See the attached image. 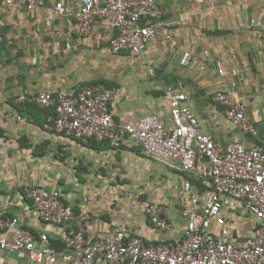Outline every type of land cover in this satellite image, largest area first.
<instances>
[{"label": "crops", "instance_id": "obj_1", "mask_svg": "<svg viewBox=\"0 0 264 264\" xmlns=\"http://www.w3.org/2000/svg\"><path fill=\"white\" fill-rule=\"evenodd\" d=\"M155 1L168 8L156 28L160 39L150 41L137 58L110 52L113 31L105 22L96 21L87 37L76 34L77 6L70 2L67 12L55 15L49 25L44 11L52 7V0H39V7L32 11L22 5H0V219L18 220L16 227L5 232L6 238L25 229L37 239L47 236L54 249L62 250L57 246L58 228L27 213L29 191L42 188L59 191L68 208L89 215L86 236L91 242L116 232L138 234L146 244L169 242L177 235L151 226L144 205H165L173 231H181L185 220L179 191L185 181L200 188L197 169L184 173L175 162L159 164L136 144L125 142L112 148L55 132L53 110L16 103L20 95L46 92L54 96L100 83L118 90L111 110L116 124L136 125L154 112L171 129L169 87L186 95L184 104L195 115L199 130L216 144L264 147V0ZM166 35L172 40L162 44ZM184 52L192 56L188 67L179 64ZM215 60L229 75L217 76ZM229 87L245 107L256 136L241 134L213 101L216 91ZM245 217L238 212L231 219L232 235L239 240L251 233L240 227ZM0 264L34 263L23 251L0 249ZM95 264L107 263L99 259Z\"/></svg>", "mask_w": 264, "mask_h": 264}, {"label": "built area", "instance_id": "obj_2", "mask_svg": "<svg viewBox=\"0 0 264 264\" xmlns=\"http://www.w3.org/2000/svg\"><path fill=\"white\" fill-rule=\"evenodd\" d=\"M52 1V7L44 11L46 25L55 15H64L66 3L70 2L77 6L73 15L76 34L87 37L96 21L105 22L113 31L108 42L110 52H126L131 58L140 57L150 41L160 39L156 28L168 13V8L155 0ZM0 5H22L32 11L40 3L39 0H0ZM171 40V36L166 35L160 41L166 44ZM203 56L208 57V52L204 51ZM191 62V54L184 52L180 66L188 67ZM214 67L217 76L229 75L219 60L214 61ZM148 72L153 76L152 68ZM117 96L116 88L96 83L54 96L46 92L20 95L15 102L51 108L54 114L51 128L74 140H95L112 148L130 142L138 145L148 158L161 163H177L181 172L197 169L200 188L185 181L179 191L181 216L185 220L181 231H173L165 205L147 202L143 208L151 226L175 233L177 238L146 244L138 234L116 232L101 241L91 242L86 236L88 214L75 213L68 208L57 190L46 192L34 188L29 191L31 206L27 213L33 212L40 222L58 228L56 237L62 250L54 249L47 236L37 239L25 229H18L14 237L6 238L5 232L16 227L17 219H0V249L23 251L34 264L57 261L95 264L99 259L107 264H264V147L216 144L199 130L195 115L184 104L186 95L169 87L166 99L171 129H166L154 112L141 118L136 125H118L111 112ZM212 99L222 106L225 118L241 134L256 136L257 130L232 87L216 91ZM238 212L249 214L253 219L251 233L242 240L232 235L231 219Z\"/></svg>", "mask_w": 264, "mask_h": 264}, {"label": "rangeland", "instance_id": "obj_3", "mask_svg": "<svg viewBox=\"0 0 264 264\" xmlns=\"http://www.w3.org/2000/svg\"><path fill=\"white\" fill-rule=\"evenodd\" d=\"M159 164H161V163H159ZM249 216L250 215L248 214L247 217H245L244 222L240 223V227H242L244 232H249L253 227V219H251Z\"/></svg>", "mask_w": 264, "mask_h": 264}, {"label": "trees", "instance_id": "obj_4", "mask_svg": "<svg viewBox=\"0 0 264 264\" xmlns=\"http://www.w3.org/2000/svg\"><path fill=\"white\" fill-rule=\"evenodd\" d=\"M197 183H198V182H197ZM198 184H200V182H199ZM58 244L61 246V244H60L59 242H57V246H58Z\"/></svg>", "mask_w": 264, "mask_h": 264}]
</instances>
